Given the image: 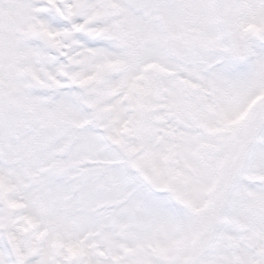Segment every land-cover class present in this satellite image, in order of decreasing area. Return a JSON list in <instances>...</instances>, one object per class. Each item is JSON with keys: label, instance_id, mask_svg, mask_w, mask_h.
<instances>
[{"label": "snow or ice", "instance_id": "1", "mask_svg": "<svg viewBox=\"0 0 264 264\" xmlns=\"http://www.w3.org/2000/svg\"><path fill=\"white\" fill-rule=\"evenodd\" d=\"M0 264H264V0H0Z\"/></svg>", "mask_w": 264, "mask_h": 264}]
</instances>
